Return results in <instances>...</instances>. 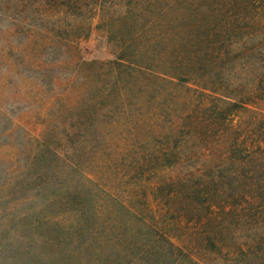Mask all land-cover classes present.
Instances as JSON below:
<instances>
[{
    "label": "trees",
    "instance_id": "1",
    "mask_svg": "<svg viewBox=\"0 0 264 264\" xmlns=\"http://www.w3.org/2000/svg\"><path fill=\"white\" fill-rule=\"evenodd\" d=\"M19 4L25 17L50 7L72 18L44 24L46 40L33 29L41 47L66 40L70 55L49 68L70 74L67 89L52 98L66 107V93L74 98L71 121L42 127L21 171L9 170V182L32 186L18 200L44 202L34 226L72 204L64 213L82 220L83 264H264V0ZM94 16L112 49L107 60L77 46ZM67 114L60 109L59 119ZM81 135L83 164L92 153L83 205L74 189L48 188L56 138ZM107 154L122 162H102ZM108 172L114 192L103 186ZM36 239L34 228L24 246L0 241V264H50Z\"/></svg>",
    "mask_w": 264,
    "mask_h": 264
},
{
    "label": "rangeland",
    "instance_id": "2",
    "mask_svg": "<svg viewBox=\"0 0 264 264\" xmlns=\"http://www.w3.org/2000/svg\"><path fill=\"white\" fill-rule=\"evenodd\" d=\"M20 2L21 0H0V241H12L13 245L24 246L28 233L34 232L35 228V248L38 249L37 252H42L45 262L83 264V230H80L79 224L82 220H77L71 212L70 215L64 213L73 205L68 202L54 207L53 214L56 217L41 219V223L35 227L38 224L36 218L46 212L44 202L39 201L38 204L37 200L34 204L23 199L18 200L21 195L32 192V186L20 188L8 179L10 168L21 171L30 151H34L32 139L35 133L42 127H58L64 123L67 125L71 121L67 116L71 114V106L74 104L70 91L66 93L70 102L62 99L67 107L61 101L59 105H54L52 98L54 93L67 89L66 74H70L64 68H49L53 62L60 63L70 55L66 40L41 47V42L33 37L41 28L47 30L44 24L58 22L64 27L72 18L58 19L57 9L50 7H47V11H41V14L35 12L36 14L31 13L25 17ZM36 15L38 18H35ZM97 22L98 16H94L90 36L80 39L77 46L87 59L107 60L112 57V49L105 32L95 27ZM44 34L40 30L41 40H46L42 37ZM54 75L58 76V88L49 84ZM59 108H67L68 114L62 117L64 120L59 119ZM76 140L78 142H67L61 140V137L56 138L59 141L56 146L59 156L52 157L51 169L53 168L54 175L48 188L56 194L58 190L67 187L74 189L71 192H76V200L80 199L83 205V184L87 182L84 180L83 170L88 171L89 168L85 165L91 160L92 153L84 156L83 164V136ZM117 145L119 144L111 147V152L120 149ZM109 158L117 159L115 165L122 162L120 157H111L109 154L105 158L100 157L102 162ZM103 181V186L114 192L116 182L111 172L103 176ZM102 193L100 191L98 196L103 195ZM58 199L59 196L55 197L56 202ZM240 239L244 240V237Z\"/></svg>",
    "mask_w": 264,
    "mask_h": 264
}]
</instances>
